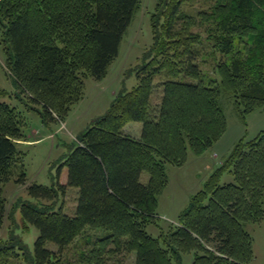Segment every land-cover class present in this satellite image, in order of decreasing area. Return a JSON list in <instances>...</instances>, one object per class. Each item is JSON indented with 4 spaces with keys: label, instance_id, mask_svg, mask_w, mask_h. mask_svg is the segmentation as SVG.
I'll return each mask as SVG.
<instances>
[{
    "label": "trees",
    "instance_id": "16d2710c",
    "mask_svg": "<svg viewBox=\"0 0 264 264\" xmlns=\"http://www.w3.org/2000/svg\"><path fill=\"white\" fill-rule=\"evenodd\" d=\"M139 6L140 0H0V45L13 86L47 118L63 121L83 97L84 79L107 75ZM151 23L153 41L136 70L137 85L118 93L79 133L57 167L56 188L27 187L35 201L16 202L15 209L21 229L32 225L38 236L30 248L12 227L0 240V264H58L76 239L96 235L86 228L108 234H98L74 264H118L126 253L134 254L133 264H182L186 252L192 264H251L252 238L243 223L264 214V128L236 142L191 196L178 225L159 227L155 237L147 227L156 225L165 164H184L189 147L201 154L224 134L222 92L232 95L243 120L264 106V0H211L208 8L158 0ZM205 56H212L219 79L205 75ZM157 83L163 93L153 106ZM7 94L0 87V97ZM130 121L142 123L139 138L123 132ZM23 123L16 106L0 101V227L4 184L13 175L26 181L18 149ZM225 171L234 180L220 184ZM67 187L78 189L74 215L52 209L56 192Z\"/></svg>",
    "mask_w": 264,
    "mask_h": 264
},
{
    "label": "rangeland",
    "instance_id": "374dc122",
    "mask_svg": "<svg viewBox=\"0 0 264 264\" xmlns=\"http://www.w3.org/2000/svg\"><path fill=\"white\" fill-rule=\"evenodd\" d=\"M210 1L188 0L195 8H208ZM157 2L158 0H140V6L122 37L118 56L108 67L107 75L101 80L91 76L84 79V95L71 107L63 121L47 118L40 104L29 100L27 93L16 90L0 45V87L8 91L6 96L0 97V101L16 106L23 116L22 133L25 140L19 141L18 149L23 152V169L26 174L24 183H17L15 180L18 176L13 175L3 186L5 211L0 227V240L6 239L11 228L17 226L15 232L22 236L30 248L33 247L39 232L32 225L21 229V215L15 209L16 202L35 201L27 190V187L33 184L56 188L57 167L73 150L79 133L107 111L118 93L129 91L137 85L136 70L143 54L151 47L153 41L151 16L155 12ZM194 30L201 31V28L198 26ZM205 51L207 53V50ZM203 57L201 55V58ZM211 57L205 56L206 61L200 62L201 67L207 77L219 79L218 74L213 71ZM157 80L159 83L160 79ZM184 80L196 82L193 78ZM157 84L151 97L153 106L160 102L163 93V87L159 84L158 87ZM16 93L20 95V99ZM220 104L227 122L222 137L201 154H195L189 147L187 159L182 165L165 164L168 183L158 196L156 225L150 224L147 227L152 236L159 234V227L166 229L171 224L178 225L179 216L187 208L191 196L203 189L205 182L226 160L236 142L240 138L251 139L264 128V106L254 110L243 120L235 108L231 94L222 92ZM123 132L139 138L142 123L130 121L123 127ZM140 179L147 183L149 174L143 171ZM233 180V175L228 171L220 176V184ZM77 198V188L67 187L64 193L58 190L53 198L52 209L55 211L61 209L65 214L74 215ZM12 213L14 221L9 217ZM243 227L252 238L251 264H264V214L259 221L244 222ZM86 231L96 235L88 234L86 235L88 239L82 236L76 239L62 252L58 264H74L81 251L92 247V242L98 238V234H108L106 231L98 232L87 228ZM47 246L53 250L57 249L51 242ZM117 258L120 260L118 264L134 263L133 253L121 254ZM192 261L191 252L182 254V264H192Z\"/></svg>",
    "mask_w": 264,
    "mask_h": 264
}]
</instances>
